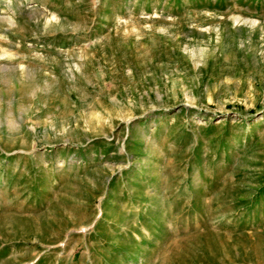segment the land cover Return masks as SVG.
Here are the masks:
<instances>
[{
	"label": "rangeland",
	"instance_id": "374dc122",
	"mask_svg": "<svg viewBox=\"0 0 264 264\" xmlns=\"http://www.w3.org/2000/svg\"><path fill=\"white\" fill-rule=\"evenodd\" d=\"M12 9L0 264H264V0Z\"/></svg>",
	"mask_w": 264,
	"mask_h": 264
},
{
	"label": "bare ground",
	"instance_id": "6f19581e",
	"mask_svg": "<svg viewBox=\"0 0 264 264\" xmlns=\"http://www.w3.org/2000/svg\"><path fill=\"white\" fill-rule=\"evenodd\" d=\"M12 1L13 0H7V4L4 8H2L3 14H1L0 16L5 18L7 21L9 22H13L14 21V16H13V9H12ZM6 7H9V9H7ZM234 22H239L237 18H234ZM2 54L4 53H0V56H2ZM9 68L6 67V65L1 66L0 65V73L2 74H7ZM22 74H26L27 71L25 69H21ZM5 77V76H4Z\"/></svg>",
	"mask_w": 264,
	"mask_h": 264
}]
</instances>
